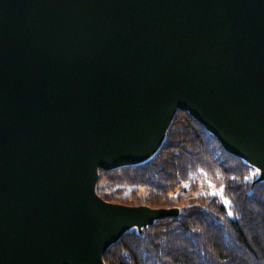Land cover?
<instances>
[{
    "label": "water",
    "instance_id": "95a60500",
    "mask_svg": "<svg viewBox=\"0 0 264 264\" xmlns=\"http://www.w3.org/2000/svg\"><path fill=\"white\" fill-rule=\"evenodd\" d=\"M180 111L264 182V0H0V264H105L178 217L97 184Z\"/></svg>",
    "mask_w": 264,
    "mask_h": 264
},
{
    "label": "trees",
    "instance_id": "16d2710c",
    "mask_svg": "<svg viewBox=\"0 0 264 264\" xmlns=\"http://www.w3.org/2000/svg\"><path fill=\"white\" fill-rule=\"evenodd\" d=\"M244 160L227 152L205 127L179 112L150 161L101 171L116 194L144 189L154 208L173 207L176 190L210 182L223 197L186 206L178 217L127 232L104 257L105 264H264V182ZM103 193H101L102 197Z\"/></svg>",
    "mask_w": 264,
    "mask_h": 264
},
{
    "label": "rangeland",
    "instance_id": "374dc122",
    "mask_svg": "<svg viewBox=\"0 0 264 264\" xmlns=\"http://www.w3.org/2000/svg\"><path fill=\"white\" fill-rule=\"evenodd\" d=\"M253 168L257 170L260 176L259 169H257L256 167ZM99 181L97 184V193L100 197H101V193H103L101 198L105 200L107 203L119 204L129 207L145 206L149 208H154L150 206L147 202H145L144 197L146 196V192L144 189L138 190L136 194V198H134L131 195L132 189H128L122 194H116L115 189H113L112 186H110L106 182H99ZM173 196L176 198L175 206L160 207V208L177 209L178 211L182 212L183 209L186 206H188L190 203L199 202L205 198L213 197V196L222 198L225 201V203L228 205L227 200L224 199L223 197V189L216 187L214 184L206 181L204 183H200L195 191H192L189 188H187L185 185H183L182 187L176 190ZM135 229L138 230L137 228H134L132 230Z\"/></svg>",
    "mask_w": 264,
    "mask_h": 264
}]
</instances>
